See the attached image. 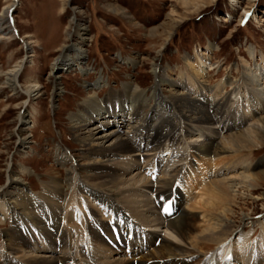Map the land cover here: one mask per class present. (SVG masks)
<instances>
[{
  "label": "rangeland",
  "instance_id": "1",
  "mask_svg": "<svg viewBox=\"0 0 264 264\" xmlns=\"http://www.w3.org/2000/svg\"><path fill=\"white\" fill-rule=\"evenodd\" d=\"M15 1L12 13L7 14L5 9L13 0H0V26L6 27V35L10 39L0 38V255L5 253L4 232L13 224V216L6 203L11 198L18 199L16 189L11 188L7 181L8 174L22 178L26 191L33 195L38 194L42 184L50 179L62 180L65 168L70 167L71 162L75 164L80 160V146L71 135L68 118L89 96L94 95L102 100L111 90H121L127 81L137 84L141 90H149L154 81L152 64L178 84L174 90L178 93L184 89L181 86L182 76L190 77L191 68L196 70L198 62L204 61L212 68L206 70L202 80L206 81L204 84L208 88L220 83L238 82L245 73L250 76L253 75L252 70L260 71L262 80L256 82L252 92L264 102V0ZM79 28L85 29L82 33L87 38L82 43L83 66L87 71L65 66L57 69L56 59L63 54L65 47L80 42L75 35ZM26 35L30 36L26 39L28 45L23 39ZM20 63L23 71L17 82L21 88L13 91L7 85L6 74ZM52 67L56 68L53 71L55 80L48 77ZM98 80L100 85L95 87ZM32 85L37 87V91L29 101L23 88ZM161 89L165 95L167 89ZM225 89L229 91L230 87L226 86ZM22 115L26 122L25 134L21 136L26 140L24 149L18 147ZM232 116L228 115L229 119ZM158 119L161 121L159 115ZM150 122L148 117L147 123ZM111 128L102 129L101 133H109ZM120 130L125 134L129 132L128 127L123 125ZM254 144L247 150L227 155L229 157L225 159L230 163L228 169L224 162L220 168L208 171L207 164L192 159L190 170L193 173L190 174L187 173V164L179 165V168H184L179 173L181 176L187 173V177H203L198 184L190 182L191 193L193 196H202V202L207 197L204 189H209V183L223 185L227 188L229 198H235L231 204L233 213L229 214L230 218L227 219L219 211L212 214L232 226L233 233L226 241L231 245L233 264H264V255L257 253L264 233V165L259 168L255 165L264 159V135L259 136ZM58 148L66 153L71 162L62 164L58 161ZM129 157L125 155L124 158ZM161 157L163 163L154 166V180L165 170L164 162L169 158L165 149ZM242 161L243 164L238 165ZM247 166L251 168L249 171ZM149 170V164L138 162L135 168L129 169L123 176L120 192L129 196L126 190L136 173L142 171L143 177H147ZM251 172H263L259 176V184L255 186L243 178ZM5 189L11 195L4 199L2 191ZM130 198L139 200L134 192ZM86 202L98 218L106 221L110 219L101 204L91 199ZM126 217L130 220L128 222L135 223L131 216ZM190 219L189 235L194 236L204 230L200 214L194 212ZM64 222L63 245L66 248L57 247L53 254L68 253L73 257V263L79 264L84 261V257L76 255V249L84 244L77 243L72 232L82 235L83 230L78 218L66 215ZM35 238L37 244L34 245L33 237L29 238L32 247L25 249L20 256L43 259L52 254L45 250L42 244L45 240L41 242L38 235ZM145 240L142 238V242ZM105 241L113 252L107 259L114 260L129 254L124 248ZM156 241V238L153 239L151 244L157 246ZM193 241L191 245L195 250L187 246L193 251L190 264H201L217 248L214 243ZM147 248L148 245L144 250ZM16 258L12 259L16 261Z\"/></svg>",
  "mask_w": 264,
  "mask_h": 264
},
{
  "label": "bare ground",
  "instance_id": "2",
  "mask_svg": "<svg viewBox=\"0 0 264 264\" xmlns=\"http://www.w3.org/2000/svg\"><path fill=\"white\" fill-rule=\"evenodd\" d=\"M15 3L13 0L7 6V14ZM5 28L0 26V38L8 40ZM83 30L79 28L75 31L81 43L65 47L63 54L56 59L57 69L65 66L87 71L83 66L82 43L87 39ZM29 38V35L23 38L26 45ZM191 66L194 67L193 64ZM210 67L204 61L198 62L196 70L191 68L190 77L182 76L181 86L184 89L176 93L174 90L178 84L152 64L154 81L149 90H141L137 84L127 81L121 90H111L102 100L92 95L82 102L68 118L71 135L80 146V160L74 164L58 148V161L62 164L71 162L70 167L65 168L62 180L50 179L42 184L38 194L33 195L26 191L22 178L8 174L7 181L11 188L16 189L18 199L11 198L6 203L13 216V224L4 232L5 253L0 255V264H74L73 257L68 253L53 254L57 247L66 248L63 245L66 215L78 218L83 230L82 235H75L71 231L74 240L84 244L76 249V255L84 257L79 264H190L193 251L187 246L193 248V240L217 244L216 250L205 257L201 264H233L231 245L226 241L233 233L232 226L212 214L219 211L227 219L230 218L229 214L233 213L231 204L235 198H229L223 185L209 183V189H204L207 197L202 202V196H193L191 186L193 182L198 184L203 177L186 175L193 173L190 170L192 159L207 164L208 171L220 168L224 162L228 169L230 163L225 159L229 157L227 155L254 147L258 137L264 135V102L252 92L256 82L262 80V75L260 71L252 70L253 75L245 73L238 82L220 83L208 88L204 84L206 81L202 80L206 70H212ZM56 68L52 67L48 74L51 80L56 78L53 73ZM22 71L20 63L6 74L7 85L13 91L21 88L18 79ZM99 81L94 84L95 87L100 85ZM88 86L94 88L93 85ZM226 86L230 87L229 91L225 89ZM164 87L167 89L165 95L161 89ZM23 90L31 101L37 87L32 85ZM230 114L233 115L231 119L228 117ZM158 115L161 121H158ZM148 117L151 124L147 123ZM20 122L18 147L24 149L26 140L21 138L25 134L24 115ZM122 125L127 126L129 132H122ZM110 126L109 133H101L102 129ZM106 143L108 145L105 146ZM164 149L169 158L164 162L165 170L161 176L154 180V166L163 163L161 153ZM125 155H130L129 159H125ZM116 159L120 161L115 162ZM111 161L115 163L111 164ZM141 161L150 165L149 175L143 177L142 171L136 173L126 190L129 196H125L119 189L123 176ZM183 164H187L185 166L189 169L184 177L179 174L184 171L183 167L179 168ZM242 164L243 161L238 163ZM255 165L258 168L263 166L264 159ZM249 167L246 168L248 171L251 169ZM260 174L263 172H251L243 178L255 186L259 184ZM6 190L2 191L4 199L11 195ZM132 192L139 197L138 201L130 198ZM89 199L101 204L110 219L98 218L86 202ZM194 212L201 215L204 230L191 236L189 225ZM126 216H131L135 222L131 223L141 229L128 222ZM37 235L41 237V242L45 240L46 243L42 244L52 254L43 259L20 256L25 249H31L29 238L33 237L34 245L37 244ZM262 236L261 252L259 249L257 253L264 255V233ZM142 238L146 239L145 242H142ZM155 238L157 246L151 244ZM105 240L113 246L124 248L129 254L114 260L107 259L113 252ZM70 242H73L71 236ZM147 245L148 248L144 250ZM15 256L18 257L16 261L12 259Z\"/></svg>",
  "mask_w": 264,
  "mask_h": 264
},
{
  "label": "water",
  "instance_id": "3",
  "mask_svg": "<svg viewBox=\"0 0 264 264\" xmlns=\"http://www.w3.org/2000/svg\"><path fill=\"white\" fill-rule=\"evenodd\" d=\"M10 14L12 13V10L9 12ZM12 24V23H11ZM13 29V28H12ZM14 30V33H16V31H15V29H13Z\"/></svg>",
  "mask_w": 264,
  "mask_h": 264
},
{
  "label": "snow or ice",
  "instance_id": "4",
  "mask_svg": "<svg viewBox=\"0 0 264 264\" xmlns=\"http://www.w3.org/2000/svg\"><path fill=\"white\" fill-rule=\"evenodd\" d=\"M164 211H165V212H167V211H168V209H167V208H165V209H164Z\"/></svg>",
  "mask_w": 264,
  "mask_h": 264
}]
</instances>
